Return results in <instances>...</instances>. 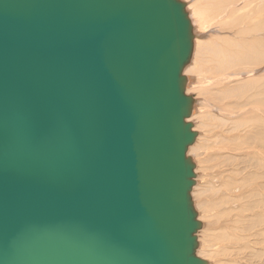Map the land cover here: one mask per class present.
<instances>
[{"label":"water","instance_id":"water-1","mask_svg":"<svg viewBox=\"0 0 264 264\" xmlns=\"http://www.w3.org/2000/svg\"><path fill=\"white\" fill-rule=\"evenodd\" d=\"M181 0H0V264H208Z\"/></svg>","mask_w":264,"mask_h":264},{"label":"rangeland","instance_id":"rangeland-1","mask_svg":"<svg viewBox=\"0 0 264 264\" xmlns=\"http://www.w3.org/2000/svg\"><path fill=\"white\" fill-rule=\"evenodd\" d=\"M181 1L186 3L188 13L192 14L191 17H193L192 19L194 21L193 27L196 33L195 38L200 42L201 46L211 45L217 47L219 44L218 46L227 47L233 42V40L239 41L240 39L243 40V38H245L244 40H248L247 66H236L230 69L227 67L226 69L218 70L216 68V64H212L210 65L212 66L210 70V66H208V64L195 65V69H193V71L185 74L186 78L188 79L186 91L187 94L192 95L195 100L191 116L193 129L196 127L194 125H200V122L203 118V121L205 122V125H200L201 130L195 129L194 131L198 133L197 138L201 137V140L202 138H205L207 148L204 149V151L206 152L199 158V154L203 152V149L200 146L193 152L196 156H191V159L195 164V171L197 170L196 175H198L199 178V182H196L195 186L200 183L199 185H202L201 188L205 189L208 180L212 182V171H215V169H212V160L214 158V154L218 156V151L215 152L216 149L218 150V147L217 145L214 146L213 142L211 143L209 131L212 132L214 130V128L211 127H213L216 122H218V118H221L220 113L222 115L221 101L226 97V94H221L220 90H222V92L226 91V89L227 91L228 89L233 90L235 83L231 82L230 78H227L228 75H243L241 81L236 82V86L238 87L240 86V83L243 84L248 81L247 90L234 93V97L238 93L248 94V165L241 164L240 168L242 166L243 168L248 169V188H250L252 183L253 185L260 184L261 186L259 191L250 193L248 192V264H264V243L263 245L259 246L256 244L257 241L253 240L255 237H257L258 233V231L254 232L253 230L255 224L257 223L256 216L264 215V207L257 203L264 201L262 198L264 196V138H261L264 137V51H261L264 49V0ZM225 6H228V8H225ZM242 30H246L248 35L246 34L247 36H244L246 31L243 33ZM247 37L248 39H246ZM191 61L186 68L190 67ZM209 64H211V62H209ZM215 68L216 70H214ZM212 70H214V72ZM223 70H225V72ZM219 75L222 77V80L224 78L222 81L223 83L219 81ZM228 84H234V86L231 87L232 85L228 86ZM224 87H226V89ZM207 133L209 137L207 136ZM197 138L194 145L197 144ZM208 143H211L210 146ZM208 191L209 188L207 187L201 194L203 195L205 201L206 198H208ZM215 191V193H218L220 196V189ZM191 196L193 204L195 205L194 208L198 214V220L203 225L202 229L197 234L199 243L197 252L201 250V248L203 250L205 248L204 251L206 254L204 255L207 256L203 257L202 255V259H207L208 264H222V260L225 258L222 255L224 250V247L222 248L223 243H220L215 237V233H217V219L215 218V209L217 206L211 202L209 203L210 199L208 198V206L205 208L204 205H201L200 208H198L196 204L197 196ZM252 204L254 205L251 207ZM220 210L221 206L219 211ZM261 233H264V227H262ZM217 245L218 247H216ZM220 254L223 257H220Z\"/></svg>","mask_w":264,"mask_h":264},{"label":"bare ground","instance_id":"bare-ground-1","mask_svg":"<svg viewBox=\"0 0 264 264\" xmlns=\"http://www.w3.org/2000/svg\"><path fill=\"white\" fill-rule=\"evenodd\" d=\"M225 8H228V6H225ZM191 16L192 14H189L192 25L194 26V21L192 19L193 17ZM194 34H196L195 29H194ZM246 34L248 35L247 31L246 33H244V36ZM244 39L245 38H243V40L240 39L239 41L233 40V42L227 47L218 46L219 44L217 43L218 45L216 47L211 45L201 46L200 42L195 38L194 40L195 50L193 49V54H192L193 58H191L192 60L191 65L188 68L186 67L184 68L183 75L185 76V74L189 73L190 71H193V69H195V65L198 64H208V66L212 64H216V68L218 70L226 69L227 67L230 69L236 66H240V67L247 66L248 40H244ZM246 39H248V37ZM261 51H264V49H262ZM209 62H211V64H209ZM211 67L212 66L209 67L210 70ZM216 68L214 70H216ZM214 70L212 71L214 72ZM223 71L225 72V70ZM218 77H220L219 81L222 82L224 80V78L222 80V77L220 75ZM242 77L243 75H239V74H234L233 76L228 75L227 78H230L231 82L235 83V86L234 84L233 85L231 84L232 86L228 84V86L231 87L234 86L233 90L228 89L227 91L226 87H224L226 91L222 92V90H220L221 94H226V97L221 101L222 104L220 103L222 115L220 113L221 118H218V122H216V124L213 127H211L214 128V130L212 132L209 131L210 141L211 143L213 142L214 146L217 145L218 150L217 149L214 150L215 152L218 151L217 154L219 157L214 153H211L214 154V158L212 160L213 162L212 169H215V171L211 170L213 173V175L210 174L212 177V182L208 180L205 189L207 187L209 188V191L207 192L208 198L210 199L209 203L211 202L215 206H217V208L215 209L216 212L214 210L216 215L215 218L217 219L216 221L217 233H215L216 234L215 237L220 243H223L222 248L224 247V250L222 252V255L225 258L224 260H222L223 261L222 264H248V192L249 193L256 192L261 189L260 184L253 185V183L251 184L250 188H248V169H245L242 166H241L242 169L240 168L241 164L248 165V94L238 93L234 97V93L238 91L242 92L248 89V81L245 82V79H244L245 83L243 84L240 83L239 87L236 86V82H240ZM203 119L201 120L200 125H205ZM189 121L191 122L192 119L190 118ZM200 125L197 126L196 124L194 125L196 126L194 128L196 130L197 129L201 130ZM207 136L209 137L208 133ZM203 139L205 141V138H202V140L201 137L197 138V144L193 145L188 150L189 157L191 156L195 157L196 155L193 152L195 149L199 148L200 146L203 149V152L199 154V158L205 154L206 151H204V149H206L207 147H206V141L204 142ZM194 173H195V180H194L195 183L199 182L198 175H196L197 170L196 171L194 170ZM199 184L197 186H195L196 184L194 185L195 187L192 188L193 191L191 192V195L197 196L196 204L198 208H200L201 205L202 206L204 205L206 208L208 206V202H207L208 198H206L205 201L203 195H201L205 191V189H202L201 188L202 185ZM218 189H220V196L218 195V193L217 194L215 193L216 192L215 190ZM262 198L264 199V196ZM257 203L260 206L264 207V201ZM253 205L254 204H252L251 207ZM220 206H221V210L219 211ZM256 218H257V223L255 224L253 230L254 232L258 231V233H257V237H255L253 240H256L257 241L256 244L260 246L263 245L264 243V239H263L264 233H261L262 227H264V215H257ZM216 247H218V245ZM204 250L201 248V250L197 252V256L201 259H202V255L203 257L207 256L204 255L206 254ZM223 256H221L220 254V257ZM204 260L207 261V259Z\"/></svg>","mask_w":264,"mask_h":264}]
</instances>
